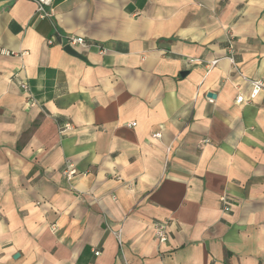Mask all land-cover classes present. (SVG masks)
<instances>
[{
  "label": "crops",
  "instance_id": "0c3cea01",
  "mask_svg": "<svg viewBox=\"0 0 264 264\" xmlns=\"http://www.w3.org/2000/svg\"><path fill=\"white\" fill-rule=\"evenodd\" d=\"M42 7L0 0V264H264V0Z\"/></svg>",
  "mask_w": 264,
  "mask_h": 264
},
{
  "label": "built area",
  "instance_id": "2783aa9c",
  "mask_svg": "<svg viewBox=\"0 0 264 264\" xmlns=\"http://www.w3.org/2000/svg\"><path fill=\"white\" fill-rule=\"evenodd\" d=\"M38 1V10L41 11V15L40 16H44V12H43V7L42 4L46 1V0H37ZM65 44L66 45H70L72 47L75 46H87L90 45L89 42H87L82 36H78V35H67L65 36ZM48 43H52L51 39L47 40ZM96 48L102 52L103 48H101L100 46L96 45ZM229 48L232 49V45H231V41L229 42ZM229 59L231 61H233L232 57L229 56ZM190 61H193V59H189ZM215 61L210 62V64H213ZM244 80H246L244 78ZM251 86L250 92L247 96V98H243L242 95H237L235 98V102L236 103H240V102H248L251 101L255 98V96L258 94L259 91L264 89V83L262 80L259 79H255V80H247ZM20 87L23 89L24 92H26L28 94V96H30L29 94V89L28 86L25 82H21L20 83ZM209 101H211V99H208ZM68 126L66 125L65 128H67ZM155 136H159V133H156ZM63 173L66 175L67 178L72 177L76 172L73 169V165L71 162H67L65 165V169L63 171ZM220 201L223 203V209L229 210V206L226 200V196L225 195H221L220 196ZM154 229V235L157 239L158 242L162 243L166 240L167 238V231H166V221L165 220H161V221H157L154 223L153 226ZM114 234L117 237V241H118V245H121V238H120V233L119 231H114ZM99 252H95V254H98ZM123 264H126L125 262Z\"/></svg>",
  "mask_w": 264,
  "mask_h": 264
},
{
  "label": "water",
  "instance_id": "95a60500",
  "mask_svg": "<svg viewBox=\"0 0 264 264\" xmlns=\"http://www.w3.org/2000/svg\"><path fill=\"white\" fill-rule=\"evenodd\" d=\"M63 49H64V51H66L70 55H73V56L79 57V58L82 57V55L74 47H72L70 45L63 46ZM209 95H211V94H209Z\"/></svg>",
  "mask_w": 264,
  "mask_h": 264
}]
</instances>
